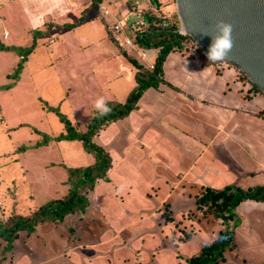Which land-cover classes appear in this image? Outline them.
<instances>
[{"label":"crops","instance_id":"0c3cea01","mask_svg":"<svg viewBox=\"0 0 264 264\" xmlns=\"http://www.w3.org/2000/svg\"><path fill=\"white\" fill-rule=\"evenodd\" d=\"M80 1L0 0V7L13 6L32 31L41 24L36 8L47 20L68 16L72 19L58 29L90 41L78 29L87 24L85 29L92 31L99 22L104 30V25L93 20L88 8L77 11ZM2 35L8 36L5 28ZM222 64L203 65L170 52L161 67L163 82L147 88L126 117L98 131L93 142L110 158L107 180L97 179L86 192L82 214L62 221L70 216L74 227L70 264H185L222 228L195 210L194 197L204 188L264 185V119L249 114L264 107V96ZM122 212L135 214L132 224L119 222ZM145 212L152 214L145 217ZM236 213L241 217L233 236L236 248L225 251L218 264L264 260V202L243 201ZM160 223H165V232ZM169 227L188 237L170 234ZM158 235L160 240L153 241ZM159 241L161 248L156 249ZM179 244L192 248L172 246Z\"/></svg>","mask_w":264,"mask_h":264},{"label":"rangeland","instance_id":"374dc122","mask_svg":"<svg viewBox=\"0 0 264 264\" xmlns=\"http://www.w3.org/2000/svg\"><path fill=\"white\" fill-rule=\"evenodd\" d=\"M159 2V7L154 9L146 0H103L93 8L90 0H81L77 3V11L81 13L83 7L88 8L93 20L99 19L104 25V30L99 22L94 24L92 31L85 29L87 24L78 29L86 33L90 41L78 38L76 32L58 29L60 23L69 22L72 18L47 20L44 12L37 8L36 20L39 19L41 24L36 30L41 35L32 39V30L27 28L22 14L13 6L0 7V41L16 47H28L34 43L22 64L17 83L14 82L8 90H0L1 222L7 223L9 218L26 215L50 200L63 197L69 187L65 183L67 175L63 167H85L93 162L92 154L85 152L78 141H49L46 145L34 147L42 134L52 137L63 132L62 123L48 108H55L57 113L68 119L74 130L82 132L90 115L96 112L93 105L97 98L104 96L106 100L121 104L134 85L132 74L135 72L121 52L145 69H151L149 65L152 63L147 61H152L155 56L154 49H143L132 43L135 31L132 23L142 21L141 27L144 28L148 23L142 17L150 12L156 19L164 18L179 30L174 2ZM100 8L108 10L110 16L103 17ZM118 22L122 30L115 33L112 26ZM165 22L162 27H166ZM4 28L8 32L7 37L2 35ZM109 38L115 41L114 44ZM124 39L129 40V44ZM186 43L191 51L201 55L193 42ZM18 58L13 51H0V85L12 83L6 75L11 74ZM217 63L221 65L223 62ZM222 65L230 69L236 79L244 81L236 67L226 63ZM21 147L25 150H19ZM151 214L145 212L143 215L148 217ZM132 215L122 212L119 222L132 224L134 220L131 217L135 214ZM69 217L53 228L43 225L35 227L29 235L20 232L10 251L2 252L4 243L0 240V264H70L73 252L70 250L75 246L71 243L74 227L70 226ZM141 224L143 222L138 225ZM160 224L161 227L166 226L165 223ZM155 227L151 228L154 232ZM169 228L170 234L172 230V234L182 237L177 228ZM165 230L166 227L163 232ZM157 239L160 240L159 235L153 241ZM172 246L184 251L192 248V244L188 247L182 244ZM155 247L161 248L160 241ZM146 261L149 263L151 260L147 258ZM263 263L264 260L239 261V264Z\"/></svg>","mask_w":264,"mask_h":264},{"label":"trees","instance_id":"16d2710c","mask_svg":"<svg viewBox=\"0 0 264 264\" xmlns=\"http://www.w3.org/2000/svg\"><path fill=\"white\" fill-rule=\"evenodd\" d=\"M102 1L90 0V4L93 8H97ZM146 1L154 9H157L160 5L159 0ZM152 14L147 12V15H143L142 18L144 20H142L148 23L144 28H136L133 23L131 26L135 30H132V43L143 49L155 50L152 67L151 69H145L135 59L130 58L126 54L124 55L123 51L121 52L122 56L135 69L133 73L135 85L121 104L108 101L111 112L102 118L98 116L97 112L92 113L82 132L74 130L68 119L57 113L55 108H48V110L54 111L57 115L63 125V132L52 137L42 134L41 140L34 147L46 145L49 141H78L85 152L92 154L93 162L85 167H63L67 175L65 183L69 185L63 197L50 200L26 215H17L9 218L7 223L0 221V240L4 243L2 252L12 249V244L20 232L29 235L37 225L43 223L58 224L67 215H77L84 212L88 205L85 197L86 192L93 188L97 179L107 180L105 173L110 165L109 156L101 147L92 142V138L104 126L126 117L135 108L137 100L147 88H155L159 83L163 82L161 67L170 52H176L187 59L196 58L203 65L211 64L208 62L204 51L197 47L190 37L175 32L177 30L176 25L165 22L164 18L156 19ZM81 21L82 17L80 16L78 22ZM163 22L166 23V27H162ZM66 26L70 29L73 24ZM39 35H41L40 31H32V39ZM186 41L193 42L196 46L195 49L201 51V55L195 50H192L194 51L192 52L187 47ZM33 47L34 43L28 47H7L0 44V51H13L19 57L11 74L6 75L8 79L12 80V83L0 85V90H8L13 87V83L17 81L22 69V64ZM240 74L244 79L242 82L247 83L252 92L262 94L247 81L241 72ZM262 95L264 96V94ZM44 106L46 107V105ZM249 114L256 118L264 119V107L256 113ZM19 150L24 151L25 148L21 147ZM243 201L264 202V185L247 189H241L233 185L225 186L222 189L204 188L199 195L194 197L195 210L203 217H210L212 220L218 221L222 228L211 242L203 245L195 254L185 259V264H218L223 261V253L225 251L236 247L233 234L235 228L239 227L241 223V217L236 213V208ZM168 219L165 216V221ZM182 235L183 239L188 237L186 234Z\"/></svg>","mask_w":264,"mask_h":264},{"label":"water","instance_id":"95a60500","mask_svg":"<svg viewBox=\"0 0 264 264\" xmlns=\"http://www.w3.org/2000/svg\"><path fill=\"white\" fill-rule=\"evenodd\" d=\"M179 30L206 53L212 43L202 32L217 20L232 24L234 46L223 63L231 64L264 94V0H174Z\"/></svg>","mask_w":264,"mask_h":264},{"label":"clouds","instance_id":"9594fccd","mask_svg":"<svg viewBox=\"0 0 264 264\" xmlns=\"http://www.w3.org/2000/svg\"><path fill=\"white\" fill-rule=\"evenodd\" d=\"M213 29L214 31L202 32L203 35L210 36L212 39V43L209 45L205 55L210 63L223 62L234 46L232 37L233 26L224 20H217L213 25ZM93 106L101 118L111 112L109 102L104 96L97 98Z\"/></svg>","mask_w":264,"mask_h":264},{"label":"built area","instance_id":"2783aa9c","mask_svg":"<svg viewBox=\"0 0 264 264\" xmlns=\"http://www.w3.org/2000/svg\"><path fill=\"white\" fill-rule=\"evenodd\" d=\"M166 1L169 3V2H173L174 0H166ZM100 10L102 11L101 13H102V16H103V17H109V16H110L109 11L106 10L105 8H100ZM133 25H134L136 28H138V27H141V26L143 25V22H142V21L134 22ZM121 27H122L121 24L118 22V23L114 24V26H112V30H113L115 33H119V32L122 30ZM3 34H4V33H3ZM4 35H5V34H4ZM124 42H125L126 44H129V40H127V39H124ZM151 67H152V65H149V68H151Z\"/></svg>","mask_w":264,"mask_h":264}]
</instances>
